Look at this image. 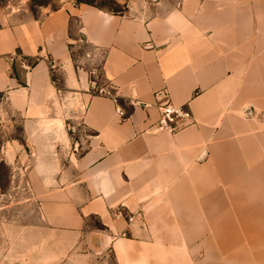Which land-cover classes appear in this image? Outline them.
Returning a JSON list of instances; mask_svg holds the SVG:
<instances>
[{"label": "crops", "instance_id": "obj_1", "mask_svg": "<svg viewBox=\"0 0 264 264\" xmlns=\"http://www.w3.org/2000/svg\"><path fill=\"white\" fill-rule=\"evenodd\" d=\"M96 55L116 102L93 92ZM166 103L191 123L156 130ZM15 120L0 153L25 163L46 264H264V0L0 12V131Z\"/></svg>", "mask_w": 264, "mask_h": 264}, {"label": "rangeland", "instance_id": "obj_2", "mask_svg": "<svg viewBox=\"0 0 264 264\" xmlns=\"http://www.w3.org/2000/svg\"><path fill=\"white\" fill-rule=\"evenodd\" d=\"M132 0H0V12L14 14V17L23 19L28 15L38 16L41 9H54L63 3L87 2L103 9H115L124 11ZM136 1V0H135ZM153 2L155 0H137ZM82 52L89 51L95 54L98 51L86 46ZM96 67L99 64V56L95 57ZM92 66V64H91ZM77 112H75L76 114ZM68 126L71 139L77 140L78 151L86 146L89 131L81 123L80 117L69 120ZM19 122H9L0 131V145L3 141L20 137ZM25 163L20 161L15 165H9L0 153V264H46L45 254L39 248L38 235L34 234L27 225L37 218V201L30 199L29 191L24 181ZM89 226L97 225L94 219H90ZM263 236V234H259ZM31 238V241L29 239ZM107 257L110 254L107 253ZM101 259V258H100ZM110 261V260H109Z\"/></svg>", "mask_w": 264, "mask_h": 264}, {"label": "built area", "instance_id": "obj_3", "mask_svg": "<svg viewBox=\"0 0 264 264\" xmlns=\"http://www.w3.org/2000/svg\"><path fill=\"white\" fill-rule=\"evenodd\" d=\"M97 92L98 94H107L111 96L116 102L115 95L110 94L105 87L98 88ZM116 112L119 116H124V111L118 106ZM191 121L192 115L187 105L166 103L159 107V115L155 128L156 130H165L173 133L187 126Z\"/></svg>", "mask_w": 264, "mask_h": 264}, {"label": "trees", "instance_id": "obj_4", "mask_svg": "<svg viewBox=\"0 0 264 264\" xmlns=\"http://www.w3.org/2000/svg\"><path fill=\"white\" fill-rule=\"evenodd\" d=\"M81 3V2H78ZM83 3H87V2H83ZM90 4V3H87ZM93 6V4H90ZM99 9H103L102 7L99 6H95ZM113 13H119L122 12V10H115V9H104ZM88 46L87 44H85L83 47ZM71 57L73 60H75V56L76 53L71 49ZM37 61V59H32L31 60V64H34ZM50 77L51 80L55 83V86L57 87V89H62L63 85H62V79L60 74L56 71L55 67H51L50 68ZM89 79L91 80V82L94 84L93 87V92L98 94L97 90L100 87H105L110 94L115 95V91L114 89L110 86L108 79L105 77L104 73H103V69L101 66V63H99L96 67H94L93 70H90L89 72ZM19 130L21 131V128L19 127ZM69 133L70 130H69ZM14 139H17L19 141H22V139L20 137H13Z\"/></svg>", "mask_w": 264, "mask_h": 264}]
</instances>
